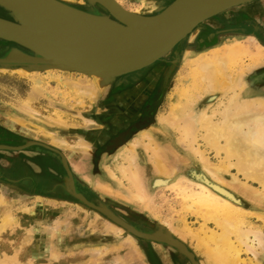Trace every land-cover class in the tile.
<instances>
[{"label": "bare ground", "instance_id": "1", "mask_svg": "<svg viewBox=\"0 0 264 264\" xmlns=\"http://www.w3.org/2000/svg\"><path fill=\"white\" fill-rule=\"evenodd\" d=\"M33 1L41 8L48 24L65 42L87 53L100 54V51L104 52L105 48L103 49L102 45L106 46L105 44L111 35H118L129 30V27L125 23L111 15L97 3H94L95 0ZM112 1L132 17L153 19L163 15L183 0H141L140 5L134 8H126L122 0ZM254 1L252 0L242 5L246 6ZM252 6H254V3ZM237 7L232 6L229 9H237ZM254 8H251L252 12H256ZM257 10L259 11L258 15L261 23H264V4L261 3L257 7ZM225 11L217 15L220 16ZM17 13L22 14V8L15 0H0V19L12 22ZM209 19V17H206L189 29L190 32L187 33L189 38L185 42V48H183L184 59L179 73H186L185 75L192 79L193 84L190 87H185L182 83H175L176 85L167 97L168 108L162 113H158V119L162 127L180 131L179 142L184 146L189 143L191 144V147H188L189 150H187L188 154L186 155L185 153V157L180 155L176 150L172 149L173 146L167 141H165V145H159L155 141L154 144L157 143L158 145L151 148L147 147L151 150L150 158H148L151 162H148L152 164L155 175L150 181L149 186H146L143 180L142 168L136 161L134 150L136 143L143 137L148 136L147 131L143 132V130L141 132L143 134L141 135L145 136L141 137L137 142L133 141L134 143L126 147L128 150H124L120 154L123 162L120 160L115 163L113 169L107 167L108 174L112 178L118 179L120 184L125 180L127 184H119L118 188H114L101 183L99 180L100 183L98 182L96 188L109 194L117 192L123 199L135 201L137 202H134L135 204L141 205L155 215L149 200L152 195L150 189L153 187L156 189H158L157 187H163L164 189L169 183L173 182L171 185H177L178 194L185 197L184 200L188 207L193 206L192 202H197L211 213L208 212V214L202 215L203 222H201L197 230L191 229L187 225V221L183 219L180 220L181 227L178 230L173 228L172 223L167 221V219L166 221L164 219L160 226H165L168 233L171 231V233L176 234L179 238L185 240V242H195V246L202 250L206 255L205 257L212 264H243L245 260L242 258V254L250 252L255 257L259 250L264 249V234L260 228H254L246 224L245 219L250 218L249 216L252 215L251 211L242 208L232 199H228L223 195L231 197L239 192L243 197L249 199L251 203L264 202V96L251 97L248 93H242L241 90L245 85L242 76L237 75L233 77V74L237 68L244 66L245 58L249 59L248 70L264 62V46L256 42L257 40L255 41L251 36L246 35L248 36L246 39H233L219 45H209L208 50L194 52L191 55V49L194 44L193 39L198 32V26ZM35 26L39 28L40 24L36 23ZM42 34V39L46 45L57 48L61 53L66 52L63 42L59 41L52 31L45 29ZM0 40L4 39L0 38ZM106 53L108 54V52ZM53 59L59 68H47L44 71L57 72V83L60 86L62 85L64 89L58 88L59 85L56 87L59 90L61 89V92L67 94L68 97L76 96V102L81 103V105L84 104V106L88 105L85 99L94 101L98 91L109 80H113L116 77V71L123 68L107 72H81L71 69L55 58ZM0 71H9L22 77L39 73L25 64L0 65ZM63 74L66 77H62ZM71 74L82 75V77L74 78L70 76ZM45 85L41 79H32L30 89L21 99L19 106L17 108L13 106L15 110H11L12 108L9 106L0 104V118L4 117L3 119L7 121L8 125H11L17 131L20 130L25 134L36 136L39 140L51 146L62 147L66 151L68 162L73 166L72 169L80 171L82 167L86 168V160L84 161L81 157L82 160L79 163H75L76 160H79V155L72 160L70 155L72 153H75V155L80 153L81 149L68 148V143L59 136L58 132L68 129L70 125L64 124L58 110L55 111L57 118L48 116L41 118L38 116V112L32 108V103L40 97L50 99V92L46 90ZM235 88H238L240 92L233 91L231 94H228L231 92L230 90ZM217 93H221V95L227 93L228 96H224L225 98H222L223 100L215 108H211V101ZM208 95L209 100L206 98ZM61 105L63 106V102ZM70 114L73 115V113ZM83 119L85 123L91 122L88 118L84 117ZM32 120L41 121L40 123L46 127L42 128L44 132H41V135L35 134V131H38L39 128L36 127L37 124L35 125L34 122H31ZM181 122L182 124H180ZM52 129L56 131L54 132ZM153 129L158 130L157 128ZM158 131L161 132L162 130ZM199 134L204 144V149L195 147L190 142H196ZM151 140L153 142V137H151ZM80 142L81 146H85V144L87 146L84 139ZM179 146L182 147L180 144ZM207 151H213L217 161L213 162L209 160L206 154ZM144 152L146 153L145 150ZM190 155L197 157L199 165L202 164V167L200 166V168H203L201 172L211 179L210 186L205 181L203 183L197 180L202 177V173H198L199 171H197L195 165L190 161ZM124 161H127V163H124ZM231 168L235 169V174L230 172ZM116 171L120 174V177L117 176ZM177 172L182 174L177 177L175 182L173 180L170 182L169 180ZM40 198L42 199L38 195L34 197V200L40 201ZM181 199L183 200V198ZM0 201V264H34L36 252L34 255L33 251L37 250L32 249L30 244L34 238L33 236L36 234V226L46 223V217L48 218L51 213L47 211L48 209L43 210L46 211V213L43 212V215L46 216L44 218L39 213V210H37L35 203L24 202V204L17 198H9L5 195L0 196ZM95 217L97 216L95 215ZM55 219L57 221V218ZM121 220L124 221L123 219ZM209 221H212L213 227L208 226ZM27 222H31V224L25 228L23 224ZM124 223L127 224L126 221ZM94 225L96 226V224ZM105 228L117 234H122V231H125L123 227L111 220L106 221ZM59 233L60 230L57 229V223H51L41 235L39 234L36 237L41 242L40 247L43 249L51 248L50 238H57ZM125 239L133 244L130 235L127 234ZM133 247L135 248L134 244ZM89 249L90 251H87L89 252V259L87 258V261H92L93 257L98 260L102 255L99 246ZM57 252L52 251L49 253V261L46 264H60L57 262ZM161 252L164 253L162 250ZM116 255L113 258L114 261L117 262L116 264H122L120 262L122 259L121 254L118 253ZM61 264H63L62 261Z\"/></svg>", "mask_w": 264, "mask_h": 264}, {"label": "rangeland", "instance_id": "2", "mask_svg": "<svg viewBox=\"0 0 264 264\" xmlns=\"http://www.w3.org/2000/svg\"><path fill=\"white\" fill-rule=\"evenodd\" d=\"M122 1L126 8L138 7L141 3V0ZM261 3H263L262 0L254 3V6L251 4L248 7L251 9L254 8L255 5L258 6ZM241 6L239 5L237 9L241 10L245 5ZM237 9H234L233 11ZM225 15H228V13ZM225 15L222 14L220 16L224 19L223 17H225ZM256 17L260 20L258 14ZM221 22L219 21V23ZM206 23L209 24V20L203 24ZM262 24L264 26V23ZM201 25L198 26V32L193 39L194 44L191 49L192 53L190 52L191 55H193L194 52L197 53L209 49V44L208 46L195 45V39L201 33ZM246 35L251 36L255 41L257 40L256 42L264 46V41L254 34L237 33L218 37V40L214 45H219L233 39L243 40L248 38ZM187 36L179 41L174 47L172 46L173 48L171 47L172 49L168 53L149 66L120 75L112 82L108 83V85H104V87L98 91L94 101L85 99L88 102V105L85 106L84 104L81 105V103L76 102V96L68 97L67 94L61 92V89H58L62 88L63 90L64 87L57 83V72H45L39 70L37 71L39 72L38 74H30L31 77H22L9 71H0V97L2 98L0 99V104L9 106L12 108L11 110H15L13 106L15 108L19 106L21 99L30 89L32 79H41L44 85L47 84L44 87L50 92L52 97H50L51 100L47 97H40L37 101L32 103V108L38 112V116L41 118L47 116L57 118V116H55V111L58 110L64 124L70 125L68 126V129L58 131L59 136L68 143V148L81 149L80 151H83L84 154L80 152L76 155L71 152L72 154L70 153V156L72 160L79 155V160H76L75 163H79L82 159H84V161L86 160V168L82 167L80 171L77 169L75 171L74 168L72 169V164L67 160L65 149L52 146L57 148L66 158L67 165L73 177L72 186L74 187L75 192L80 193L85 198L87 197V199L89 198V201L96 205L104 206L107 209L112 208L120 215L132 219L133 217H137L135 220L136 222L139 220H145L147 222L146 225H148L147 227L152 230L154 229V231L151 230L152 232L150 233H157L159 235L168 233L165 226H160L164 219L165 221L167 219V221L172 223L173 228L177 230L181 227L180 220L182 219L187 221L186 223L191 229L197 230L201 225V222H203L202 215L205 213L208 214L209 212V210L200 206L197 202H192L193 206L188 207L184 200L185 197L178 194L177 185H171L173 183L172 180L175 182L177 177L182 173H175L169 180L172 183H169L164 189L163 187H157L158 189L153 187L150 189L152 195L149 200L153 208L152 211H154L155 215L141 205L135 204L137 202L123 199L117 192L115 194H109L96 188V186H98L100 180L101 183L110 185L114 188L119 187V180L112 178L108 174L107 167L110 169L114 168L115 163L121 160L120 154L122 151L128 150L126 147H128L129 144L131 145V143H134L135 141L137 142L141 137L145 136L141 135L143 134L141 133L143 130V132L147 131L148 138L146 136L143 137L136 143V147H133H135L136 161L142 168L143 180L146 186H149L150 181L155 175L153 173L152 164L149 163L151 161L148 159L150 158L151 150L147 147L151 148L158 145L157 143L154 144L155 141H157L159 145H165L164 143L167 141L173 146L172 149L176 150L180 155L185 157L188 154L187 150H189L191 144L189 143L190 146L189 144L184 146L179 142L178 138L181 136V133H179L180 131L178 132L175 131L176 129L169 130L162 127L158 119V113H162L169 106L167 97L169 92L176 85L175 83H182L185 87H190L193 84L192 79L185 75L186 73H179L184 59L183 48H185V42H187L189 38V35ZM202 41L204 40L202 39L200 42ZM0 43L6 47L4 51L5 53L10 49L9 46L12 42L0 40ZM180 47H183L180 51L181 54L179 53L177 55V49ZM197 48H199V50H197ZM248 64L249 59L245 58L243 63L244 68H237L239 71L237 72L236 70L233 77L237 75L242 76V80L245 83L241 90L242 93H248L251 97L264 96V62L250 70L247 69ZM70 76L74 78L82 77V75L77 74H71ZM62 77H66V75L63 74ZM56 86H58V88ZM235 89L230 90L231 92L228 93V91L227 93L231 94L233 91L240 92L238 88ZM227 93L225 95H221V93L215 94V97L211 101V108H215L219 102L226 97V95L228 96ZM206 98L209 100V95ZM62 102L63 106L61 105ZM56 104H58V106H56ZM70 113H73V115ZM84 117L88 118L91 122L85 123V120L83 119ZM31 122H34L35 125L37 124L36 127L39 128L38 131H35V134L38 136L41 135L44 132L42 131V128L45 126L40 123L41 121L38 122L32 120ZM180 124H182V122ZM151 127L162 131L159 132ZM5 129L7 131H0V144L22 145L26 140L45 143L44 141L39 140L38 137L25 134L20 130H18V132L22 135H16L17 129H11L13 131L7 128ZM52 131L55 132L56 130L52 129ZM151 137L154 139L153 142ZM82 139L87 143V146L86 144L85 146H81L82 144L80 141ZM190 142L193 146L204 149L200 134L197 137L196 142ZM179 144L182 147H180ZM206 154L209 157V160L213 162L217 161V158L214 157L213 151H207ZM192 156L193 155H190L189 158L195 165L197 171L203 170V168H200V166L202 167V164L199 165L200 163L197 162V157L193 156L194 159H192ZM52 158L56 160V163H54ZM124 163H127V161H124ZM230 172L234 174L236 173L234 168H231ZM66 174V170L59 155L44 147L31 145L18 151L0 150V196L5 195L9 198H17L22 203L33 202L37 205V210H39L40 214L43 215V212L46 213V211L43 210L47 209V211L51 213H49L50 215L48 218L43 215L44 218L46 217V223L37 225L36 234L33 236L34 238L32 237L33 240L30 245L32 249L37 250L33 251L34 255L36 252V255L34 256V264H46L49 261V253L52 251H58L57 262L60 264L61 261L63 264H116L117 262H115L113 258H115L118 253L122 256L120 261L122 264H193L184 253L171 245L143 239L132 235L131 232L122 231V234H117L116 232L114 233L106 230L105 223L107 220L110 221V219L96 209L85 205L65 189L64 177ZM117 176L120 177L118 172ZM96 180L98 181L96 182ZM125 182L126 181L123 180V183L120 185H126L127 182ZM56 183L57 186L55 185ZM51 190H53V193H50ZM237 193L236 196L241 200H244L242 208L246 210L248 209L252 212V215H248L250 218L245 217L246 224L248 226L251 225V227L254 228H260L264 234V202L251 203L249 199L243 197L239 192ZM38 195H40L42 199L40 198V201L34 200V197ZM181 198H183V200ZM95 215L97 217H95ZM55 218L60 222L58 221V223ZM31 222L24 223L23 226H25V228L29 227ZM53 222L57 223V229L60 230V233L57 238H50L51 248L43 249L40 247V240H37L36 237L39 234L41 235L45 228H48L51 223L54 224ZM94 224H96V226ZM208 226H214L212 221L208 222ZM127 234L130 235L135 248L132 243H129L130 241L125 239ZM168 234L170 237L181 242L185 249L194 255V260L199 264L201 261V264H212L211 261L205 257L206 255L202 250L195 246V242H185V240L179 238L176 234L171 233V231H169ZM123 245L126 247H123ZM98 246L101 248L102 253L100 258L96 260L93 257V259L91 258L93 262L90 260L87 261V258L89 259V252H87L90 251L89 248ZM161 250L164 253H162ZM134 252L138 253L135 254ZM256 255L254 257L250 252L242 254V258L245 260L243 264H262L264 260V249L259 250Z\"/></svg>", "mask_w": 264, "mask_h": 264}, {"label": "water", "instance_id": "3", "mask_svg": "<svg viewBox=\"0 0 264 264\" xmlns=\"http://www.w3.org/2000/svg\"><path fill=\"white\" fill-rule=\"evenodd\" d=\"M15 1L21 6L22 14L17 13L12 22L0 19V38L12 42L24 50L18 47L10 48L0 57V65L25 64L33 68V70L44 71L47 68H59L53 59L55 58L71 69L81 72H107L123 67L119 71H116V77H118L149 66L164 56L187 36L191 27L206 17L211 18L232 6H239L252 0H183L163 15L153 19L132 17L116 6L112 0H95L94 3L103 7L129 27V30L125 33L111 35L106 44L104 43L106 46L102 45L105 51H100V54L81 51L65 42L48 24L41 8L33 0ZM36 23L40 24L39 28L35 26ZM45 29L52 31L54 36L63 42L66 52L61 53L57 48L44 43L42 33ZM113 80H109L106 85ZM31 145L44 147L59 155L67 173L64 177L65 189L85 205L106 215L111 221L123 227L126 232H131L133 235L143 239L176 247L193 264H199L194 260V255L187 251L181 242L170 237L168 233L159 235L157 233L141 232L129 223H124V221L119 219L117 215L106 207L96 205L80 193L75 192L72 186L73 177L66 158L57 148L42 142L26 140L22 145L0 144V150L18 151ZM201 175L202 177L197 180L203 183L205 181L209 185L211 179L203 173ZM223 196L232 199L242 207L243 201L236 195H232L231 197ZM262 264H264V260Z\"/></svg>", "mask_w": 264, "mask_h": 264}, {"label": "flooded vegetation", "instance_id": "4", "mask_svg": "<svg viewBox=\"0 0 264 264\" xmlns=\"http://www.w3.org/2000/svg\"><path fill=\"white\" fill-rule=\"evenodd\" d=\"M259 1L260 0H255L254 2H251L247 5L250 6L251 4L259 2ZM262 1L264 4V0H262ZM247 5L243 6V9H241V10L237 9V10L233 11L234 9H231V10L225 11L224 13L225 14L228 13V15H225L223 13L225 15V17H223L224 18L223 20H222V16L219 17V15L210 18L209 24L206 23V24L201 25V33L195 39L196 40L195 45H204L205 44L208 46V44H209L211 46V45L216 43L218 37L223 36V35H228V34H236V33L237 34H254L259 39L264 41V26L260 22V20L257 19V17H256V15L259 13V11L257 10V7L259 5L255 7L256 9L254 8V10L256 12H254V11L252 12V10L249 9V7ZM219 21L220 22L222 21V23H219ZM232 25H233V27H232ZM202 39L204 40V41H202L203 43L200 42ZM12 47H18V46L11 43L9 48H12ZM18 48H20V47H18ZM182 48L183 47H180L179 49H177V52H176L177 55L180 53ZM5 49H6V47H4L2 45V43H0V57H2L4 55ZM20 49L24 50L22 48H20ZM197 49H199V48H197ZM169 62H170V60H169ZM53 161H54V163H56L55 159H53ZM55 185L57 186V183ZM55 189H57V188H55ZM50 193H53V190H51ZM86 199H87V197H86ZM88 200H89V198H88ZM109 209L115 215H117L119 218L123 219L124 221H126L130 225L135 226L137 229H139L145 233H150V232L154 231V229L152 230V229H149V227H147L148 225H146L147 222L145 220H143V221L139 220L138 222H136L135 220L137 219V217H133V219H132L130 217L120 215L118 212H116L112 208H109Z\"/></svg>", "mask_w": 264, "mask_h": 264}, {"label": "crops", "instance_id": "5", "mask_svg": "<svg viewBox=\"0 0 264 264\" xmlns=\"http://www.w3.org/2000/svg\"><path fill=\"white\" fill-rule=\"evenodd\" d=\"M212 18V17H211ZM0 99H2L1 97H0ZM4 117H1L0 118V127H2V128H0V131H7L5 128H7V129H9V130H11V129H13V128H11V126L10 125H8V123H7V121L5 120V119H3ZM11 128V129H10ZM11 131H13V130H11ZM15 131V130H14ZM17 132V133H16ZM15 133H16V135H22L20 132H18V131H16Z\"/></svg>", "mask_w": 264, "mask_h": 264}]
</instances>
